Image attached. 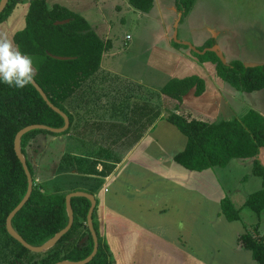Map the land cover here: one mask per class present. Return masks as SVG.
Listing matches in <instances>:
<instances>
[{"label": "trees", "instance_id": "obj_1", "mask_svg": "<svg viewBox=\"0 0 264 264\" xmlns=\"http://www.w3.org/2000/svg\"><path fill=\"white\" fill-rule=\"evenodd\" d=\"M19 2L9 0L0 14V24L10 17ZM154 2L155 0H129L133 8L144 13L152 10ZM195 3L196 0H175L180 22L189 15ZM25 23V28L15 33L14 43L22 53L32 57L36 68L34 79L50 102L69 116L70 127L62 133L68 134L73 130L74 118L64 107V102L98 72L103 54L112 48V42L98 36L83 16L59 4L48 7L46 0L30 2ZM173 45L178 49H189L188 46L175 41ZM215 45L216 40L210 38L199 50L203 51ZM191 52L200 63L214 64L217 76L234 89L244 93L264 90V64L247 67L240 60L224 64L214 52H207L204 55L192 50ZM60 57L68 59H59ZM191 90H194L196 97L203 95L206 91L205 80L197 75L182 79L174 78L163 86L161 94L183 102ZM160 115L159 110L157 118H160ZM157 118L148 119L147 124L137 120L138 118L135 119L133 123L123 126L126 136L132 134L136 127L133 133L136 135L133 142H136L148 132ZM166 120L187 137L184 150L174 156V161L191 172L225 168L233 159L251 158L252 174L261 180V188L249 194L241 208H237L228 196L221 200L220 206L229 222L239 221L243 208H248L258 217L264 213V164L259 159L264 148V115L249 110L239 118L211 120L202 115L174 112L167 116ZM35 124L62 128L65 122L61 115L47 105L32 84L19 90L0 82V264H56L62 261H82L89 257L94 249V241L87 226L91 202L85 197L72 198L74 224L48 251L36 253L26 249L10 236L6 229L9 214L23 200L28 190V179L15 153L14 140L21 129ZM117 131L115 129L114 139L108 146L102 144L89 146L90 150L96 149L92 150L93 154L85 157L65 154L58 170L66 173V176L75 170L80 176H95L100 179L109 177L123 159L122 155L113 150L118 142L116 140L122 138V131L121 134ZM62 134L47 130L31 131L21 140L22 153L27 158L31 142L40 135ZM27 165L34 182L33 192L28 202L14 217L12 226L27 243L41 246L67 226L69 217L66 196L70 192L84 191L93 195L96 193L78 188L63 192L59 186L47 192L45 184L37 182L34 168L28 158ZM246 179L247 177H244L243 180ZM102 182L103 180L98 184L99 189L104 184ZM96 209L93 224L99 248L96 256L87 264H114L110 247L100 234ZM259 228V222L246 225L245 233L238 237V247L240 250L250 251L255 264H264V237L260 235Z\"/></svg>", "mask_w": 264, "mask_h": 264}, {"label": "rangeland", "instance_id": "obj_2", "mask_svg": "<svg viewBox=\"0 0 264 264\" xmlns=\"http://www.w3.org/2000/svg\"><path fill=\"white\" fill-rule=\"evenodd\" d=\"M18 1L20 3L25 2L26 4H30L33 0ZM46 2L48 7H52L55 4L64 7L67 6L71 10L74 7L75 11H73L83 16L98 36L112 42V49L107 52L103 63L101 61L100 71L98 70L97 72L101 74L93 76V78L91 77L93 85L91 84L92 82L89 85V89L95 87L98 91H104V95L98 96L95 94L90 99V102L92 100L97 102V106H94L95 109L96 107L102 108L104 106L101 115L99 114L100 119L127 125L134 121L136 117L142 118L138 106L145 101L151 102L160 111L164 107L163 111L167 116L178 112L186 115L190 113L195 116L201 114L211 120H216L225 115L227 117L218 120H228L232 118L229 116L234 115L233 117L237 116L239 118L249 110H255L264 115V90L253 93L238 91L223 82L220 78H217V76L214 77V65H210V63L194 66L187 64V61L183 60L184 58L182 60H176L186 76L199 75L210 83L207 91V100L210 103V109L208 112H201L200 114L199 112L191 111L182 102L175 101L163 95L161 96V89L172 78L168 77L167 74L159 69L162 60L166 61L168 58V61L172 62L168 56H166L167 58L163 57L161 51L166 55L173 52L172 48L176 47H174L172 41H175L174 36L176 32L179 42L190 43L198 50L208 39H215L227 63L232 60H240L244 64H264V0H196L192 11L178 25L177 21L180 16L173 9L175 7V0H155L152 10L148 13L133 8L129 0H46ZM177 50L189 56L192 62H198L190 48ZM208 65L210 66L205 68ZM33 67L35 68L34 64ZM102 77L104 78L103 82H101ZM214 80L218 81L219 85ZM223 89L227 98L222 94ZM217 93L222 97L221 105L215 102ZM74 94L64 102V107L75 118H78L76 121L77 125L75 124V126L82 128L86 120L91 121L93 118L91 117L90 119V115L85 113L84 106L81 107L82 103L74 105L71 103L72 100L70 99L75 97ZM164 99L167 101L166 103L170 104V106L167 105V108L170 107L169 109L165 108L164 104L166 103H163ZM90 102L89 105H91ZM109 104H111L110 107L107 106ZM101 105L102 107H100ZM193 106H198L197 111L204 110L202 104L198 105L197 103L193 104ZM235 106H237V109ZM234 108L236 109V114H234ZM86 109H88V106ZM186 110L191 112H187ZM98 123L102 124L106 130L103 137L108 138L105 144L107 146L111 142L109 140L111 124L102 121ZM168 126L171 129L170 131L181 135L175 127L169 124ZM165 136L167 138L172 137V134L168 132ZM42 137L43 135H40L31 142V146L34 145V147L28 148L27 158L32 163L37 182L43 183L44 181L43 184H45L44 186L47 192L53 191L55 186L61 187L63 192H69L74 188H78L81 190H91L98 194L104 189L103 186L99 189L100 185L98 184L102 180L106 182V179L96 178L95 176H80L75 170H70V174L66 176V173L64 174L59 170L51 169L50 164L52 160L53 162L58 160L54 158L59 157L60 149L54 150L52 153L54 158L47 160L49 164L45 167L47 173L44 175V169H40L42 156L40 155L39 140ZM131 142H133L131 139H126L123 143L121 142L124 146L119 151H124L126 145L131 144ZM130 150H127L125 154ZM154 161L155 159H152L151 163L154 164ZM172 165L174 170L170 169V171L172 174H177V178L174 179L170 172L164 174L165 177H171L169 180L156 178L154 175L152 177L154 179H151L147 175L142 180L143 182H141L145 188L143 196L156 197L159 195L160 190L171 189V186L175 183L174 181L179 182L184 187L193 189L191 190L190 198L186 202L177 201L178 198L172 197L175 212L169 219L173 220L171 225L174 232V241L180 235H189L190 237L193 235L194 238L195 236L196 238L203 237V243L198 245L201 248H204V246L206 248L214 247L212 253L207 252L208 256H213V260L216 257L231 256L232 252L220 247L224 241L223 238L226 237L224 233L220 234L217 229L218 235L215 236L214 231L209 226L206 227V223L201 219V217L213 218L214 215L221 214L219 212V206L216 211H214V206H207L208 198L214 196L218 189L212 182L206 185L199 180L208 181L212 177L210 173H213V175L215 173L218 181L221 182L222 180L226 185L225 188L221 183L224 196L227 195L239 206L249 194L257 191L261 187V180L252 174L253 160L251 158L233 159L225 168H214L204 172H191L182 166H178L179 164L175 162H172ZM139 166L144 165L140 164ZM51 175H56L55 179L57 182L51 183L45 181ZM244 177H247V179L243 180ZM131 180H134V178ZM256 185L257 187H255ZM152 190L159 191L157 193ZM193 191L195 194H193ZM200 192L204 194L203 200L197 197ZM126 198L129 199L128 197ZM149 205L150 203H147L145 207ZM178 205H181V207ZM189 212L190 215L188 216ZM249 213L253 218L255 216L258 218L260 223L259 233L264 237V213L261 215V218L256 213H252L251 211ZM149 214V212H145L143 216L139 215L138 219H134L135 222H139V225L132 223L130 217L127 220L129 234L121 238L122 253L123 256L124 253L127 256L123 262L126 264H140V259H142V264H189L190 260L197 259L193 264H217L213 263V261L207 262V259L206 262L203 263L201 261L199 263L198 255L192 258L191 254L189 255L186 252V254H183L180 252L175 242L174 244L170 241L166 242L164 236L161 237V234L155 233L158 227L164 228L165 230L167 228L166 222L160 221L156 224L154 221L153 227L149 228L151 218L145 217ZM248 219L251 220L250 217ZM239 224L233 223L231 225L237 227ZM171 225L168 226L169 229ZM216 240H218V243ZM225 245L231 248L229 243H225ZM218 250L223 253V256L217 255ZM238 253L242 254L245 258L238 257L237 262H235L236 264H253L248 252ZM128 254H131V256ZM248 254L249 256H246Z\"/></svg>", "mask_w": 264, "mask_h": 264}, {"label": "crops", "instance_id": "obj_3", "mask_svg": "<svg viewBox=\"0 0 264 264\" xmlns=\"http://www.w3.org/2000/svg\"><path fill=\"white\" fill-rule=\"evenodd\" d=\"M29 6H30V4H28V3L26 4L25 2H22V3L19 2L17 4L16 8L14 9L13 13L10 15V17L7 20H5L3 23L0 24V32H5L11 38H14V35L16 32L25 28L26 23H25L24 17H26V15H27V12L29 10ZM65 7H67V6H65ZM173 9L176 10V7H173ZM73 10H74V7H72V11ZM172 43H173V41H172ZM177 49L178 48H172L173 52L168 53L167 55L165 53H163V51H161L162 56L163 57L168 56L170 58V60H172V62H169L168 58L166 57L167 60L166 61L162 60V62L160 63L159 69H160V71L167 74L168 77H170L172 79H174V78L182 79V78H185L188 76H192V75L186 76L184 74V72L180 69L179 64L176 62V60H178V59L182 60V58H184L183 60L187 61V64H189V65L191 64L194 66L197 64L205 65L207 63H210V62L200 63L199 61L198 62H196V61L192 62V60L189 56H186L185 54L179 52ZM181 49H183V48H181ZM106 54H107V52H105L103 54L102 63L107 56ZM210 65L213 66L214 64L210 63ZM210 65H208L205 68H208ZM213 73H214L213 74L214 77L217 76L215 65L213 68ZM98 74H101V73H97L94 76H97ZM189 74H190V72H189ZM197 76H199V75H197ZM199 77H201V76H199ZM214 77H213V79H214ZM92 78L87 80L85 82V84H83L75 92V94H74L75 97H73V99H70V100H72L71 103L73 105L78 104V103H82L81 107L84 106L85 113L90 115V117H89L90 119H91V117L93 119L91 121L86 120L85 124L82 125V128L81 127L77 128V126H75V124L77 125L76 121L78 120V118H75V116H73L71 114L74 118V127L70 133H68V134L60 133L62 135H57V136H43L42 139L39 140V146H40L39 149L41 150L40 155L42 156L40 169L45 170V167L49 164V163H47V160L50 158L51 159L54 158L52 153L56 149H60L61 152H59L60 153L59 157L54 158V159H58V160H56L55 162H53V160H52V163L50 164V168L57 171L59 166H60V162H61L60 160L65 154L70 153L71 155H74V156H88L90 154H93L94 151L96 150L95 148H92L90 150L89 146L95 147V145L99 146L100 144H102V146H105V144L107 143L106 139H108V138L103 137V135H105L106 130L102 124L98 123L100 121H102L104 123H108V124L110 123L111 124V126H110L111 135L109 137V140H111V141L114 139L115 129H117L118 130L117 132H119L120 134L122 131L121 140L120 139L116 140L118 142H117L116 146H114V148H113V150L117 154H120L123 156L122 162L119 164L116 171L112 175L105 178L106 182H104V184H103L104 189L95 195L96 200H97L96 219L99 222L100 234L105 238L106 242L108 243V245L110 247V250H111L113 257H114V264H126L125 262H123V260H125L127 258V256L125 253L123 256V253H122L123 247H121V244H122L121 238H124V237L128 236V234H129L128 230H127V229H129V225H128L127 220L130 217L132 220V223L139 225V222L138 223L135 222L134 219L135 218L138 219L139 215L143 216V214L145 212L150 213L149 215L145 216V217L151 218L150 219L151 225L149 228L153 227L152 225H153L154 221L156 222V224L159 223L160 221H165L167 228L164 230V228L162 229V228L158 227V230L156 229L155 233L161 234V237L164 236L165 237L164 240H166V242L170 241L173 244L175 242V245H177V248L180 249L179 251L182 252L183 254H186V253H188L189 255L191 254L192 258L193 257L195 258V255H198L199 263L201 261L204 263V262H206V259H207V262L213 261V263H217V264H236L235 262H237L238 257L245 258L242 254H239L238 252H248L251 256V260H252L253 264H255V262L253 261V258H252V253L250 251H245V250L239 249L238 237L245 233V225H254V224L258 223L259 220L256 216L253 218V216L249 213V211H251V210H249L248 208H243L241 210V213H240L241 219L239 221L229 222L225 218V216L223 215L222 210H221L220 202L225 196H227V195L224 196V191L222 190V188H223L222 184L224 185L225 188H226V185L222 182V180H221V182L218 181L217 175L215 173H214L215 177H214L213 173H210V174H212V177L210 176L211 179H209L208 181H204V180L203 181L199 180V181L201 183L206 184V185H208V183H210V182H212L214 185H216L215 187L218 190H216V193L214 196H210L208 198L207 206L208 205L214 206L215 207L214 211H216L217 207L219 206L220 207L219 212H221V214L214 215L213 218L201 217V219L206 223V225H205L206 227L209 226L214 231L215 236L218 235L217 229L219 230L220 234L224 233V236H226V237L223 238L224 241H223L222 245H220V247L222 249L226 248L229 252H232V255L231 256L225 255L224 257H219V258L216 257L213 260V256H211V257L208 256L207 252L212 253V249L214 247H211V248L207 247L206 248L204 246V248H201L200 245H198V244L203 243L202 242L203 237L196 238V236H195V238H194L193 235L190 237L187 234L188 236H185V235L177 236V240L175 239V241H174V232H173V228L171 225V223H173V220L169 219V217H171L175 212V208L173 205L174 202H172V197L178 198L177 201L186 202L187 199L190 198L191 190H193V189L188 188V187H184L179 182L174 181L175 183L173 182L174 184L171 186L172 187L171 189L160 190V191L158 190L159 195L156 197H145V196H143V194H144L143 191L145 188L141 182H143L142 180H144L147 175H149V178H151V179H154V178H152L154 175V177H156V178H160V179L165 178V180H169V179H171V177H165V175H164L165 173H168V172H170L171 176L174 179L177 178V174L176 175L172 174L170 169H173L172 162H175L174 156L177 153L184 150V148L187 144V137L185 135H183L174 125H172L171 123H169L166 120L167 115L163 111L164 107L161 110V117L157 118L158 116H156V115H157V113L159 114L158 107H154L151 104V102L145 101L140 106H138L140 109V114H142V118L137 119V117H136V119L142 120V123H146V124L148 123V119L151 120L153 118H157V120H155L153 126L148 130V132L145 133V135L142 138H140L136 142H133V143L131 142V144L126 145V148L124 147L125 148L124 151H119L120 148L122 146H124L122 143L126 139H131V140L136 139L135 138L136 135L133 133L135 132V130L137 128L135 127L133 130V133L132 134L129 133V135L126 136V130L123 127L126 125L119 124V123L107 122L106 119H104V120L100 119L101 117L99 116V114L101 115V111H102V109H104L103 108L104 106L102 107V105H101L100 107H102V108L96 107V109H95L94 106H97L96 105L97 102L95 100H92L90 102V99L92 97H94L95 94H97L98 96L104 95V91H98L97 89H95V87H92L89 89V85L92 82ZM217 78H219V77L217 76ZM202 79H204V78H202ZM103 81H104V78L102 77L101 82H103ZM214 81L217 82V84L219 83L216 80H214ZM205 82H206V91L204 92L203 95L196 97L194 95V90H191L188 93V95L185 96L184 101L182 102L191 111L197 112V113L199 112V114L201 112H208L210 109V103L207 100V94H208L207 91L209 89L210 83L206 80H205ZM91 84L93 85V82ZM221 88H223V87L221 86ZM222 92H223L222 93L223 96L225 98H227L225 93H224V89L222 90ZM161 96H162V94H161ZM161 100H162V97H161ZM164 100H163V103H166V100L165 101ZM221 100H222V97L217 93L216 97H215V102L218 103L219 105H221L220 104ZM89 102L91 105H89ZM98 102H99V100H98ZM197 103H198V105L202 104L204 106L203 111H200V110L197 111L198 106L197 107L193 106V104H197ZM167 105H168L167 103L164 104L165 108H167ZM87 106H88V109H86ZM107 106L110 107L111 104H109ZM107 106H105V107H107ZM191 107L194 108L196 111L194 109H192ZM235 107L237 109V106H235ZM236 109L234 110V114H236ZM233 116L234 115L229 116V117L237 118V116L236 117H233ZM223 117H227V116L223 115L222 117H219L218 119L223 118ZM218 119H216V120H218ZM133 122L134 121H132L131 123H133ZM167 123L169 125L175 127L177 129V131L181 133V135H178V134L170 131L171 129ZM89 131H90V133H89ZM168 132H170L172 134V137L167 138V136H165L166 133H168ZM163 134H165V135H163ZM175 134H176V136H175ZM120 137H121V135H120ZM94 140H98L99 142L94 141ZM166 141H167V143H166ZM168 141H169V143H168ZM117 145H118V148H117ZM48 146H49V148H48ZM31 147H34V145L33 146L30 145V148ZM92 150H94V151H92ZM127 150H130V151L125 154V152ZM163 153H166V154H163ZM152 159H155L154 164L151 163ZM259 159L264 164V148L261 150ZM140 164H143L144 166H139ZM178 166H181V165H178ZM99 169H101V167H99ZM44 170H43V173H44V175H46L47 170H45V171ZM120 175H121V177H120ZM55 176L56 175H51L49 178H46L45 181L55 183V182H57L55 179ZM204 176H207V175H204ZM197 177H199V176H197ZM130 178L131 179L134 178V180H131ZM43 183H44V181H43ZM139 183H141V184H139ZM255 187H257V185ZM152 191H156L158 193L157 190H152ZM193 194H195L194 191H193ZM203 195L204 194L202 192H200V194L197 195V197L200 200H203L204 199ZM126 197H128L129 199H127ZM231 200L235 204L234 200L233 199H231ZM245 200L241 203V205L237 206L235 204V206L237 208H241L243 206ZM147 203H150V205L145 207V204H147ZM178 206L181 207V205H178ZM203 213L207 214L206 212H203ZM252 213H254V212H252ZM189 215H190V212H189L188 216ZM248 217H250L251 220H249ZM260 218H261V216H260ZM224 220H225V222H229L230 224L225 223ZM256 221H258V222H256ZM233 223H240V224H239V226L234 227L231 225ZM169 225H171L170 229L168 228ZM235 239H236V241H235ZM216 241L218 243V240H216ZM225 243H229L231 248L226 246ZM184 248H185V250H183ZM233 250H236V251H233ZM249 254L246 256H249ZM128 255L131 256V254H128ZM217 255L223 256V253L220 250H218ZM233 256H234V258H233ZM234 259H235V261H234ZM195 261H197V259L190 260L189 264H193V262H195ZM142 263H143V260L140 259V264H142Z\"/></svg>", "mask_w": 264, "mask_h": 264}, {"label": "water", "instance_id": "obj_4", "mask_svg": "<svg viewBox=\"0 0 264 264\" xmlns=\"http://www.w3.org/2000/svg\"><path fill=\"white\" fill-rule=\"evenodd\" d=\"M9 0H2L0 3V14L4 11V9L6 8L7 4H8ZM180 22V17L177 21V25ZM177 28V27H176ZM212 32V31H211ZM214 34V32H213ZM175 42L183 44L188 46L192 51L200 54V55H204L207 52H214L219 59L224 63L227 64L226 58L224 57L223 53L220 51L219 47L217 46V44L211 48H206L203 51L198 50L197 48L193 47L190 43H181L177 40V32L175 33ZM59 59H68V58H64V57H60ZM247 67H257L260 66L262 64H257V63H251V64H245ZM36 90L40 93V95L42 96V98L44 99V101L47 103V105L56 113H58L59 115L62 116V118L64 119V126L62 128H51L45 125H40V124H35V125H29L23 129H21L14 140V150L15 153L18 157V159L20 160L23 169L25 171V174L27 176L28 179V190L27 193L25 195V197L23 198V200L19 203V205L9 214L7 220H6V229L9 233L10 236H12L15 240H17L23 247H25L26 249L32 251V252H36V253H42L45 251H48L49 249L53 248L62 238L65 234H67L70 229L72 228L73 224H74V211H73V207H72V198L75 197H85L87 199H89V201L91 202V207L88 211V215H87V226L90 230L91 236L93 238L94 241V249L92 254L87 257L86 259L82 260V261H78V262H71V261H62V262H58L56 264H87L89 263L97 254L98 252V248H99V240H98V236L97 233L95 231L94 228V224H93V214L94 211L97 207V200H96V196L84 191H76V192H72L69 193L66 196V207H67V213H68V217H69V222L67 224V226L62 229L61 231H59L58 233H56L54 235L53 238H51L49 241H47L45 244L41 245V246H32L29 243H27L13 228L12 226V221L14 219V217L17 215V213L24 207V205L28 202L29 198L32 195L33 192V187H34V182H33V178L32 175L30 173V170L28 168L27 165V158L25 157V155L22 153V148H21V140L23 138L24 135H26L27 133L34 131V130H47L56 134H60V133H64L66 130L69 129L70 127V118L69 116L63 112L61 109H59L58 107H56L52 102H50V100L48 99V96L46 95V93L44 92V90L38 85V83L35 81V79L33 80V82L31 83Z\"/></svg>", "mask_w": 264, "mask_h": 264}, {"label": "clouds", "instance_id": "obj_5", "mask_svg": "<svg viewBox=\"0 0 264 264\" xmlns=\"http://www.w3.org/2000/svg\"><path fill=\"white\" fill-rule=\"evenodd\" d=\"M35 75L32 57L22 53L7 33L0 32V82L22 90L33 82Z\"/></svg>", "mask_w": 264, "mask_h": 264}, {"label": "built area", "instance_id": "obj_6", "mask_svg": "<svg viewBox=\"0 0 264 264\" xmlns=\"http://www.w3.org/2000/svg\"><path fill=\"white\" fill-rule=\"evenodd\" d=\"M127 39H129V37H127Z\"/></svg>", "mask_w": 264, "mask_h": 264}]
</instances>
